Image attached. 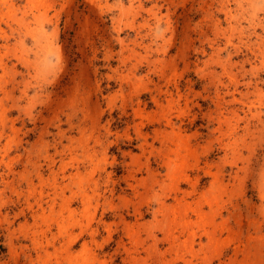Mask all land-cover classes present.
Here are the masks:
<instances>
[{"label": "rangeland", "instance_id": "obj_1", "mask_svg": "<svg viewBox=\"0 0 264 264\" xmlns=\"http://www.w3.org/2000/svg\"><path fill=\"white\" fill-rule=\"evenodd\" d=\"M0 264H264V0H0Z\"/></svg>", "mask_w": 264, "mask_h": 264}]
</instances>
